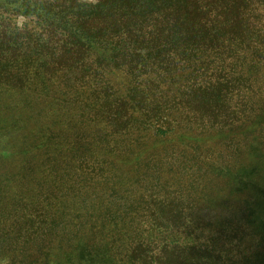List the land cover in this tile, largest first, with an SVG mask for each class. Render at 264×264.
<instances>
[{"label": "trees", "instance_id": "16d2710c", "mask_svg": "<svg viewBox=\"0 0 264 264\" xmlns=\"http://www.w3.org/2000/svg\"><path fill=\"white\" fill-rule=\"evenodd\" d=\"M109 173L148 234L67 244L51 195ZM0 264H264V0H0Z\"/></svg>", "mask_w": 264, "mask_h": 264}, {"label": "rangeland", "instance_id": "374dc122", "mask_svg": "<svg viewBox=\"0 0 264 264\" xmlns=\"http://www.w3.org/2000/svg\"><path fill=\"white\" fill-rule=\"evenodd\" d=\"M123 175L109 173L104 179L72 175L50 197V204L59 208L61 214L56 234L67 244L82 234H90L89 231L107 239L113 234H148L144 214L150 208L152 195L147 186L129 179V173ZM192 200L201 202L194 197ZM225 215L218 209L199 208L188 211L186 216L199 226H217Z\"/></svg>", "mask_w": 264, "mask_h": 264}]
</instances>
